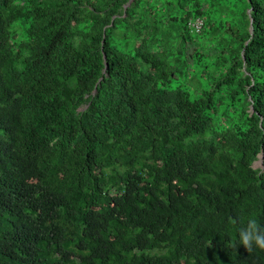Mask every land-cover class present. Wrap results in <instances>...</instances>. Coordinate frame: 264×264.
Wrapping results in <instances>:
<instances>
[{"label":"trees","instance_id":"obj_1","mask_svg":"<svg viewBox=\"0 0 264 264\" xmlns=\"http://www.w3.org/2000/svg\"><path fill=\"white\" fill-rule=\"evenodd\" d=\"M250 219L264 0H0V264H264Z\"/></svg>","mask_w":264,"mask_h":264},{"label":"clouds","instance_id":"obj_2","mask_svg":"<svg viewBox=\"0 0 264 264\" xmlns=\"http://www.w3.org/2000/svg\"><path fill=\"white\" fill-rule=\"evenodd\" d=\"M238 244L243 245L247 252L254 247L264 249V225L250 219L246 225L238 229ZM233 247L236 249L237 242Z\"/></svg>","mask_w":264,"mask_h":264},{"label":"built area","instance_id":"obj_3","mask_svg":"<svg viewBox=\"0 0 264 264\" xmlns=\"http://www.w3.org/2000/svg\"><path fill=\"white\" fill-rule=\"evenodd\" d=\"M189 23L197 31L201 30L202 25H203V21L200 18L191 20Z\"/></svg>","mask_w":264,"mask_h":264},{"label":"rangeland","instance_id":"obj_4","mask_svg":"<svg viewBox=\"0 0 264 264\" xmlns=\"http://www.w3.org/2000/svg\"><path fill=\"white\" fill-rule=\"evenodd\" d=\"M255 166H256V167L261 166V161H260V160L256 161V162H255Z\"/></svg>","mask_w":264,"mask_h":264},{"label":"water","instance_id":"obj_5","mask_svg":"<svg viewBox=\"0 0 264 264\" xmlns=\"http://www.w3.org/2000/svg\"><path fill=\"white\" fill-rule=\"evenodd\" d=\"M260 156H261V158H262V154H261ZM260 161H262V159H260Z\"/></svg>","mask_w":264,"mask_h":264}]
</instances>
